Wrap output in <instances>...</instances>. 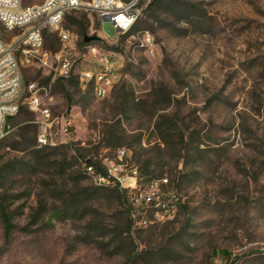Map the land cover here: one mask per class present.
<instances>
[{
  "label": "rangeland",
  "instance_id": "rangeland-1",
  "mask_svg": "<svg viewBox=\"0 0 264 264\" xmlns=\"http://www.w3.org/2000/svg\"><path fill=\"white\" fill-rule=\"evenodd\" d=\"M151 2L133 32L154 33V55L134 53L133 38L117 39L112 23L85 8L63 22L78 35L77 56L86 55L77 72L90 66L93 48L133 54L105 99L78 77L21 63L23 106L0 140V194L14 225L7 236L0 212V264H264V0L143 4ZM0 31L10 43L21 32L1 21ZM45 47L63 45L52 34ZM31 82L48 87L54 115L70 123L43 151L32 145ZM119 146L139 167L150 163L155 176L174 180L184 199L174 219L134 232L131 243L121 234L120 198L84 169Z\"/></svg>",
  "mask_w": 264,
  "mask_h": 264
},
{
  "label": "built area",
  "instance_id": "built-area-1",
  "mask_svg": "<svg viewBox=\"0 0 264 264\" xmlns=\"http://www.w3.org/2000/svg\"><path fill=\"white\" fill-rule=\"evenodd\" d=\"M143 1L46 0L42 4L25 6L23 0H0V21L5 29L21 31L13 43L8 42L0 31V140L10 132L8 119L17 115L23 106L21 63H37L63 80L78 77L100 99L109 97L125 78L126 66L128 61L133 60V54L119 45L114 50L93 48L90 66L76 71L78 60L86 55L77 56L78 35L63 27L68 14L80 8L95 12L103 24L110 22L114 25L117 39L125 36L134 39V53L154 55L157 48L154 33L147 29L133 32L149 5H144ZM52 34H56L62 42L63 47L59 51L45 47L47 36ZM18 52H21L20 58ZM28 92L27 105L36 114L37 146L56 145L59 132H68L70 123L64 116L54 115L47 86L31 82ZM102 165L104 171H98L93 163L85 162L84 169L97 186L118 187L126 193L133 233L172 220L178 215L184 199L172 180L165 175L146 181L140 167L132 162L126 146L117 148L112 158L102 160Z\"/></svg>",
  "mask_w": 264,
  "mask_h": 264
},
{
  "label": "trees",
  "instance_id": "trees-1",
  "mask_svg": "<svg viewBox=\"0 0 264 264\" xmlns=\"http://www.w3.org/2000/svg\"><path fill=\"white\" fill-rule=\"evenodd\" d=\"M125 1H128V0H125ZM157 2H151L149 5H148V8L147 10H152L154 9V7L156 6ZM70 14H68L66 16V18L69 16ZM75 21H77L75 19ZM50 37V35L47 36V38ZM86 37V36H85ZM83 43H85V41H83ZM74 77H72L71 79L69 80H72ZM50 79V78H49ZM32 145H35L37 146V135L36 137L34 138V143ZM121 147V146H119ZM118 147V148H119ZM50 148V146H46V147H41V148H37V151H43V150H46ZM87 163H93L98 171H104V167L102 165V160H98V159H95V158H88L86 159ZM141 169V172H142V175L145 177V180L146 181H150L154 178H159V177H162V176H155L154 173L150 170V163H146V165H144L143 167H140ZM86 173V172H85ZM87 174V173H86ZM165 176V175H164ZM172 182L174 183L175 187H176V184L174 182V180H172ZM97 188H100V189H106V190H111L112 192L116 193L118 198H120L121 200V203H122V208H123V211L125 212L126 214V227L121 231V234H123V232H127L128 236H129V241L130 243L133 242L132 239H131V236L133 234V230H132V220L129 216V212L127 210V195L124 191H122L120 188L118 187H114V188H105V187H99L96 185ZM177 188V187H176ZM89 194V192H88ZM86 192H82L79 194L78 198L79 199H83L85 196L88 195ZM183 207V206H182ZM0 212H1V216H2V220L5 224V229H6V234L7 236L10 235L11 231H12V228L14 227L13 225V222H12V218H11V214L8 210V207L6 205V203L3 201L2 199V196L0 194ZM141 231V230H138V232ZM136 232V231H135ZM135 251V250H134ZM224 251V254H226L227 256L229 255V252L227 250H223ZM214 253H216V251L214 250Z\"/></svg>",
  "mask_w": 264,
  "mask_h": 264
},
{
  "label": "water",
  "instance_id": "water-1",
  "mask_svg": "<svg viewBox=\"0 0 264 264\" xmlns=\"http://www.w3.org/2000/svg\"><path fill=\"white\" fill-rule=\"evenodd\" d=\"M97 38H98V36H86L85 37V41L86 42H90V41L95 40Z\"/></svg>",
  "mask_w": 264,
  "mask_h": 264
}]
</instances>
